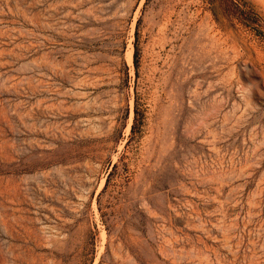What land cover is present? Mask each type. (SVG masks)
<instances>
[{
  "label": "rangeland",
  "instance_id": "1",
  "mask_svg": "<svg viewBox=\"0 0 264 264\" xmlns=\"http://www.w3.org/2000/svg\"><path fill=\"white\" fill-rule=\"evenodd\" d=\"M0 264H264V0H0Z\"/></svg>",
  "mask_w": 264,
  "mask_h": 264
}]
</instances>
